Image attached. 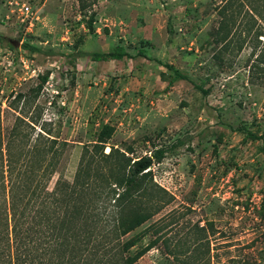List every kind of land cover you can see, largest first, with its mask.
Instances as JSON below:
<instances>
[{
	"label": "rangeland",
	"instance_id": "rangeland-1",
	"mask_svg": "<svg viewBox=\"0 0 264 264\" xmlns=\"http://www.w3.org/2000/svg\"><path fill=\"white\" fill-rule=\"evenodd\" d=\"M253 1L264 10V0ZM223 4L87 0L82 10L78 0H0L2 135L20 117L31 141L39 132L58 141L50 189L60 174L72 181L83 145L104 125L130 157L169 149L151 173L170 204L125 237L139 236L132 253L166 218L162 232L173 243L207 237L211 264H264V22L236 3L217 43ZM117 46L128 54L119 62L86 55ZM165 63L189 80L170 84ZM245 132L256 138L244 140ZM134 264L172 261L159 244Z\"/></svg>",
	"mask_w": 264,
	"mask_h": 264
},
{
	"label": "trees",
	"instance_id": "trees-1",
	"mask_svg": "<svg viewBox=\"0 0 264 264\" xmlns=\"http://www.w3.org/2000/svg\"><path fill=\"white\" fill-rule=\"evenodd\" d=\"M86 1L78 0L80 9ZM222 1L217 10V43L225 38L219 32L233 21L236 3L247 6L254 20L264 22V10L255 1ZM92 21L93 13L88 19L89 30ZM138 53L144 55V51ZM86 55L96 61L116 62L128 57L122 46ZM162 66L171 74L170 84L189 80L172 65ZM45 81L43 78L36 95ZM30 129L20 117L6 136L0 127V264H134L159 244L172 264H211L207 237L173 243L162 232L166 218L147 227L144 235L152 238L144 249L132 253L139 236L125 239L170 204L171 196L154 182L151 173L168 148L130 157L131 148L122 151L109 143L113 129L104 125L93 143L83 145L72 181L60 174L50 189L63 151L57 140L40 132L31 141ZM255 138L245 132L244 140ZM179 144L178 139L170 148ZM196 228L205 232L204 227Z\"/></svg>",
	"mask_w": 264,
	"mask_h": 264
},
{
	"label": "built area",
	"instance_id": "built-area-1",
	"mask_svg": "<svg viewBox=\"0 0 264 264\" xmlns=\"http://www.w3.org/2000/svg\"><path fill=\"white\" fill-rule=\"evenodd\" d=\"M21 9H22L23 12H28V7L25 6V5H22V8Z\"/></svg>",
	"mask_w": 264,
	"mask_h": 264
},
{
	"label": "water",
	"instance_id": "water-1",
	"mask_svg": "<svg viewBox=\"0 0 264 264\" xmlns=\"http://www.w3.org/2000/svg\"><path fill=\"white\" fill-rule=\"evenodd\" d=\"M16 45H17V43H16Z\"/></svg>",
	"mask_w": 264,
	"mask_h": 264
}]
</instances>
